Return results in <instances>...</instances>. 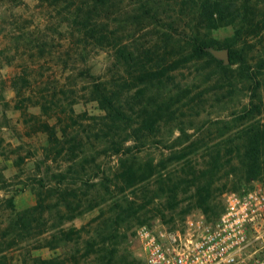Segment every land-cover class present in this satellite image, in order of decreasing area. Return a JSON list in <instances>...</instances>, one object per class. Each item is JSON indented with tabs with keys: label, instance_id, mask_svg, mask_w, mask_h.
Masks as SVG:
<instances>
[{
	"label": "rangeland",
	"instance_id": "rangeland-1",
	"mask_svg": "<svg viewBox=\"0 0 264 264\" xmlns=\"http://www.w3.org/2000/svg\"><path fill=\"white\" fill-rule=\"evenodd\" d=\"M228 1L216 28L183 0H0V264H145L140 227L264 189V0ZM194 36L224 70L186 61ZM99 83L138 92L135 124L107 117Z\"/></svg>",
	"mask_w": 264,
	"mask_h": 264
},
{
	"label": "built area",
	"instance_id": "built-area-1",
	"mask_svg": "<svg viewBox=\"0 0 264 264\" xmlns=\"http://www.w3.org/2000/svg\"><path fill=\"white\" fill-rule=\"evenodd\" d=\"M264 239V189L254 186L225 196L215 220L200 212L170 229L140 227L145 264H264L255 241Z\"/></svg>",
	"mask_w": 264,
	"mask_h": 264
},
{
	"label": "trees",
	"instance_id": "trees-1",
	"mask_svg": "<svg viewBox=\"0 0 264 264\" xmlns=\"http://www.w3.org/2000/svg\"><path fill=\"white\" fill-rule=\"evenodd\" d=\"M91 1L96 5H102V6L107 5V3L109 4L111 2V0H91ZM183 1H185L184 4L186 7L190 6L192 13H196V15L200 14L201 16H204L206 20L209 22V24H211L212 26L216 28L221 27L220 25L222 24V21L226 19V16L224 14H227V13L229 14L230 10L234 6L233 3H230V5H228L227 4L228 0H183ZM192 5L194 6L193 11L191 7ZM147 6L149 8L147 12L149 13L152 9L150 7V4L147 3ZM79 11L81 12L82 10H79ZM215 15H217V17H215ZM152 16L154 17L153 14ZM85 17L87 18L88 16H85ZM76 18H79V17L76 16ZM215 45H217V43L213 39L204 40V39H201V37L199 36H194L189 46L184 49V54H186L187 56L186 61L196 62V61H200V60L211 57V59L215 63V67L224 70L223 63L220 60L216 59L212 55V53L209 51V49L214 48ZM130 55L131 54H129L128 57L126 58H130ZM230 58H231V65L236 64L238 60L241 59L239 58L238 52L233 49H230ZM149 72L150 74H153V72L155 73L153 68ZM141 76H144L141 78L143 81L142 85L146 84L144 83L145 79L147 78L154 79L153 76L147 75L146 70L141 74ZM115 88L116 87L111 86L109 84H105V83L96 84L92 91L93 100L98 102L100 107L105 112H107V117L111 119V121H113L114 123L125 124L126 126L127 125L132 126L133 124H135V121L133 118H135L134 114H136L134 110H136L137 108V103H135V100L138 96V92H136V89L138 87H136L134 90V92H136L135 94L131 93L133 90V88H131L126 93L127 97L124 101L122 99L123 93H120ZM166 108L167 109L169 108L168 104H166ZM150 110H152V108ZM159 112H161L160 107L157 108L156 112H154L155 114L153 117H149L150 113H147L146 115H148V117L144 118L143 124L137 130V132H141L142 130L147 128L149 125L152 128V126H154L153 124L157 122L156 118L157 116H159ZM173 113L174 112L171 111V114ZM137 117H141V116H137ZM251 144L252 143H250V145ZM251 150L253 153L256 151V153H254V156L249 158V160L251 161V165L254 166L250 169L256 172L251 178H256V179L264 181V178L259 173L260 172V167L258 164L259 155H260L259 147H256V150H255L253 146V149ZM185 156L186 154L180 155L178 157V160L179 158L180 160L186 158ZM207 212L208 211L204 212V214L207 215L208 214ZM221 212L222 210L217 214L215 213L213 215V219H211L208 215L207 217L210 220H215ZM106 264H113L112 259H110Z\"/></svg>",
	"mask_w": 264,
	"mask_h": 264
},
{
	"label": "water",
	"instance_id": "water-1",
	"mask_svg": "<svg viewBox=\"0 0 264 264\" xmlns=\"http://www.w3.org/2000/svg\"><path fill=\"white\" fill-rule=\"evenodd\" d=\"M215 56L219 59H222L224 60V62L226 64H229L230 63V53L228 50H224V51H221V52H216L215 53Z\"/></svg>",
	"mask_w": 264,
	"mask_h": 264
}]
</instances>
